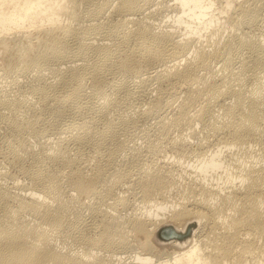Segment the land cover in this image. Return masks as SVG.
<instances>
[{
	"label": "bare ground",
	"instance_id": "bare-ground-1",
	"mask_svg": "<svg viewBox=\"0 0 264 264\" xmlns=\"http://www.w3.org/2000/svg\"><path fill=\"white\" fill-rule=\"evenodd\" d=\"M246 27L264 0H0V264H264Z\"/></svg>",
	"mask_w": 264,
	"mask_h": 264
},
{
	"label": "rangeland",
	"instance_id": "rangeland-1",
	"mask_svg": "<svg viewBox=\"0 0 264 264\" xmlns=\"http://www.w3.org/2000/svg\"><path fill=\"white\" fill-rule=\"evenodd\" d=\"M172 2H174V0H169V3H170V4H171ZM257 28H258V29H257ZM246 29H247V30L250 29L249 31H251V33L253 32L252 34H255V35L260 36V37H264V36H263V35H264V34H263V33H264V32H263V31H264V28L261 29V28H259V27H251V28H249V27L247 28V27H246L245 30H246ZM254 31H255V32H254ZM258 31H259V32H258ZM260 32H261V33H260ZM259 33H260V34H259ZM4 86H5V85H4ZM6 87H8V86H5L4 88H6ZM9 87H10V86H9ZM8 89H9V88H8ZM200 128H201L200 126L197 127V135H196L197 137L195 136V137H191V138H190V143H191V141H193L191 144L189 143V145H188L190 148H195V147L198 148V144H196L197 140H198V141H199V140H202L203 143H205V140H206V139H205V133L201 130L202 128H201V129H200ZM198 129H199V132H198ZM200 132H201V133L203 132L202 134H203L204 136H202V135L200 134ZM133 133H134V132H133ZM174 133H176V132H174ZM194 138L196 139V142L194 141V140H195ZM198 138H199V139H198ZM191 139H192V140H191ZM131 144H132V143H131ZM253 148H254V147H253ZM255 148H256V147H255ZM255 148H254V149H255ZM170 151H171V150L167 149V151H163V152H162V153H164L165 156L162 155V153H161L160 155H162V157H161V156H158V157H159L160 159L164 160L163 158L166 159V158H167L166 156H168L169 153H171V154L173 155L172 151H171V152H170ZM165 152H168V154L165 153ZM171 154H170V156H171L172 159L170 158V156H168V158H167L166 161H169L170 159H171V161H173L174 158H173V156H172ZM169 158H170V159H169ZM181 160L183 161L184 159H181ZM188 161H189V158H186L185 161H183V162L180 163L181 166H182V167H187V169H188V166H187V165H188V163H191V161H190V162H188ZM5 167H6V171H7V173H8V174L10 173V174H9L10 176L8 177V180H7V181H8V183H9L11 186H13V187H12L13 189L19 190V188H16V185L19 186L20 184H23V185H24V184H28V183H29L28 180L26 179V177L23 176V175L21 174V171H20L17 167L13 166L12 164H10V165L8 164V165H7V163H6V166H5ZM182 167H180V168L178 167V168H179V171L181 170V172H183V171H182ZM9 169H10V170H9ZM17 170H19V171H17ZM13 172H14V173H13ZM14 175H15L16 177H15ZM18 175H20V176H18ZM14 177H15V178H14ZM16 179H17V180H16ZM25 180H26L27 182H26ZM18 181H20V182H18ZM21 181H22V182H21ZM24 181H25V182H24ZM12 182H13L14 184H13ZM15 183H16V184H15ZM18 183H19V184H18ZM136 202H137V201H136ZM137 204H138V202H137ZM134 206H135V205H134ZM136 206H137V205H136ZM128 211H131V209L128 210ZM166 225H167V227H165ZM170 227H171V226H169L168 224H165V225L162 227V229L160 230V233H161V234L157 236L158 238H154V240H153L154 242H153V243L156 245V248L160 249V248L163 246V242L165 243V241H168V240H171V239H173V238H176V237H174V236L171 235L172 237H169V238L166 239V238L163 236V235H165V236H169V235H170V234H169V231H167ZM164 229H165V230H164ZM162 233H164V234H162ZM159 238H160V239H159ZM177 239H178V238H177ZM178 240H181V239H178ZM164 246H165V247L161 248V250H163V249L168 250V251H170L171 249L173 250V248H171V247L168 246V245H164ZM172 250H171V251H172ZM129 254H130V255H129ZM132 254L134 255V253L127 252V254L125 253L124 255H125V256H127V255L130 256V257L127 259V260H130V259H133V257H132L133 255H132ZM128 256H127V257H128ZM131 257H132V258H131Z\"/></svg>",
	"mask_w": 264,
	"mask_h": 264
},
{
	"label": "water",
	"instance_id": "water-1",
	"mask_svg": "<svg viewBox=\"0 0 264 264\" xmlns=\"http://www.w3.org/2000/svg\"><path fill=\"white\" fill-rule=\"evenodd\" d=\"M164 237L167 239V238L172 237V236H171V235H169V236H165V235H164Z\"/></svg>",
	"mask_w": 264,
	"mask_h": 264
}]
</instances>
